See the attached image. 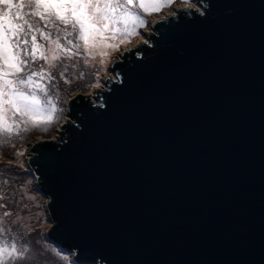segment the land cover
I'll return each instance as SVG.
<instances>
[{"label": "water", "instance_id": "obj_1", "mask_svg": "<svg viewBox=\"0 0 264 264\" xmlns=\"http://www.w3.org/2000/svg\"><path fill=\"white\" fill-rule=\"evenodd\" d=\"M157 19L27 166L75 264H264V0Z\"/></svg>", "mask_w": 264, "mask_h": 264}, {"label": "rangeland", "instance_id": "obj_2", "mask_svg": "<svg viewBox=\"0 0 264 264\" xmlns=\"http://www.w3.org/2000/svg\"><path fill=\"white\" fill-rule=\"evenodd\" d=\"M188 1L172 0L167 6L149 8L147 12L136 7L133 10L144 24L138 25L134 31L130 25V34H122L123 24L110 26L107 32L90 37L87 47L82 40L78 41L80 55L69 56L60 52L59 59L54 61L48 51L49 42L41 35L42 32H50L52 39H56L57 32L53 25L49 24L45 28V21L39 18V21L33 23L39 31L27 32L29 48L32 46V35H36L37 45L43 47L37 49V58L27 66L25 74L39 71L45 73L44 79L33 76V80L48 89V98L53 100L56 111L51 115L46 110L31 116L22 113L13 115L6 106L7 124L11 126V131L6 134V138H0V234L27 249L23 257L15 259L14 264H75L71 253L60 249L47 239L49 225L52 224L46 212L47 198L38 190L34 175L27 167L31 144L37 140L55 138L60 125L66 119L70 98L77 93L93 95L97 88H102L107 77L112 76L109 70L111 64L120 58V54L144 40L149 42L146 35L150 33L153 22L165 18L167 14L175 13L177 9L186 6ZM9 19H12L13 23H22L16 21L12 15ZM53 19L56 27L64 28L59 20ZM61 42L66 44V41ZM41 52L49 58L51 67L40 59ZM89 52L92 55H88ZM81 87L84 92H73ZM25 121L27 123H24ZM31 128L37 129L38 132L27 133ZM9 264L12 262L9 261Z\"/></svg>", "mask_w": 264, "mask_h": 264}, {"label": "snow or ice", "instance_id": "obj_3", "mask_svg": "<svg viewBox=\"0 0 264 264\" xmlns=\"http://www.w3.org/2000/svg\"><path fill=\"white\" fill-rule=\"evenodd\" d=\"M171 2L172 0H0V5L3 6L0 7V138H6V134L11 131V126L7 124L6 106L13 115L22 113L31 116L45 110L51 115L56 111L53 100L48 98V89L33 80V76L44 79L45 73L39 71L25 74L27 66L37 58V49L43 47L37 45L36 35L31 36V48L28 46L27 32L39 29L29 19H25V7L30 9L29 16H38L45 21V28L49 24L55 28L56 39H52L50 32L41 33L49 42L48 51L54 61L59 59L60 52L69 56L80 55L78 41L82 40L87 47L90 37L107 32L110 26L123 24L122 34H130V25L134 31L138 25L144 24L133 10L136 7L147 12L149 8L158 9ZM10 15L23 23H13L9 19ZM53 18L59 20L64 28L56 27ZM88 55L92 53L89 52ZM40 59L52 66L43 52L40 53ZM26 252L24 246H18L14 240L0 234V264H9V261L14 264L15 259L23 257Z\"/></svg>", "mask_w": 264, "mask_h": 264}, {"label": "trees", "instance_id": "obj_4", "mask_svg": "<svg viewBox=\"0 0 264 264\" xmlns=\"http://www.w3.org/2000/svg\"><path fill=\"white\" fill-rule=\"evenodd\" d=\"M1 7H3L2 5H0ZM13 12H15V9H13ZM30 12V9H28L27 7H25L24 9H23V15H24V17H25V19H29L30 20V22H32V23H34V22H36V21H39L38 19H39V17L38 16H29L28 15V13ZM21 22L23 23V21L21 20ZM26 32H27V29H26ZM90 74H92V72L90 73ZM93 78V77H92ZM92 78H90V80H92ZM86 87V86H85ZM78 91H83L84 92V88H79V89H76V90H74L73 92H78ZM35 131H37V129H34V128H31V130L30 131H28L27 133H32V134H34L35 133ZM38 132V131H37ZM49 135H50V133H49ZM51 136V135H50ZM50 136H47V137H50ZM53 136V135H52ZM28 167V166H27ZM29 168V167H28ZM30 170V169H29ZM31 171V170H30Z\"/></svg>", "mask_w": 264, "mask_h": 264}, {"label": "built area", "instance_id": "obj_5", "mask_svg": "<svg viewBox=\"0 0 264 264\" xmlns=\"http://www.w3.org/2000/svg\"><path fill=\"white\" fill-rule=\"evenodd\" d=\"M185 5L186 6H183V7H186L187 9L189 8V7H193V8H195V7H197V8H199L200 9V5H199V0H189L187 3H185ZM166 13H163V15H165ZM171 14H174V13H171ZM171 14H167L166 16H168V15H171ZM151 32V31H150Z\"/></svg>", "mask_w": 264, "mask_h": 264}, {"label": "bare ground", "instance_id": "obj_6", "mask_svg": "<svg viewBox=\"0 0 264 264\" xmlns=\"http://www.w3.org/2000/svg\"><path fill=\"white\" fill-rule=\"evenodd\" d=\"M181 8H186V7H181ZM187 9V8H186ZM142 42H146V40L142 41Z\"/></svg>", "mask_w": 264, "mask_h": 264}]
</instances>
